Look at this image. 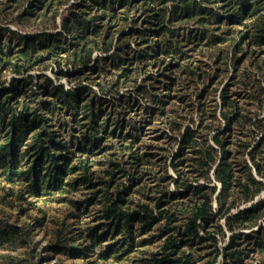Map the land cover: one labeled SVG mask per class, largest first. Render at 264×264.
<instances>
[{
	"label": "trees",
	"instance_id": "16d2710c",
	"mask_svg": "<svg viewBox=\"0 0 264 264\" xmlns=\"http://www.w3.org/2000/svg\"><path fill=\"white\" fill-rule=\"evenodd\" d=\"M254 52L264 0H0V203L69 204L76 264H264Z\"/></svg>",
	"mask_w": 264,
	"mask_h": 264
},
{
	"label": "rangeland",
	"instance_id": "374dc122",
	"mask_svg": "<svg viewBox=\"0 0 264 264\" xmlns=\"http://www.w3.org/2000/svg\"><path fill=\"white\" fill-rule=\"evenodd\" d=\"M10 26L11 28H16L14 25ZM253 55L254 57L251 53L247 54L243 63V67L246 66L247 75L242 78L241 74L237 73L233 79L237 86L244 87L242 90H251L253 85L252 80L256 81L259 79V81H261V86H264V68L260 67L259 70L258 67L255 66L257 64L258 66L264 65V62L256 52H254ZM253 60H257L258 63L252 65L251 62ZM38 72L40 71L36 69L31 71L32 74ZM45 73L53 77V73L50 70H46ZM231 73L232 70L230 68L228 75L223 78V83L227 82ZM240 78L243 79V84L240 83ZM60 81L65 82V79L62 78ZM65 85L68 87L67 82H65ZM235 90H237V88ZM243 104L248 105H245V107H251L253 110H257L259 113L261 112L262 115L264 114V107L262 109L257 108L259 107L258 104L250 105V103L247 102ZM1 192L2 188L0 185V193ZM20 208L24 209L22 213L19 212ZM70 209L69 204L58 201L38 202L36 206L27 205L25 201L12 202L9 205H2L0 203V220L18 226L21 229L23 240L27 241L24 245L16 242L11 245V247H1L0 264H62V262L64 264H76L79 262V260H65L62 255H55L52 251L46 249L49 242L55 239L54 230L56 228L65 232L67 228L69 230V228L73 226L75 221H73V219H68V214L71 211ZM64 222L67 228L62 226Z\"/></svg>",
	"mask_w": 264,
	"mask_h": 264
},
{
	"label": "water",
	"instance_id": "95a60500",
	"mask_svg": "<svg viewBox=\"0 0 264 264\" xmlns=\"http://www.w3.org/2000/svg\"><path fill=\"white\" fill-rule=\"evenodd\" d=\"M263 196H264V193H263ZM251 203H249V204H245V205H242L241 207H240V209H244L245 207H247V206H249Z\"/></svg>",
	"mask_w": 264,
	"mask_h": 264
}]
</instances>
